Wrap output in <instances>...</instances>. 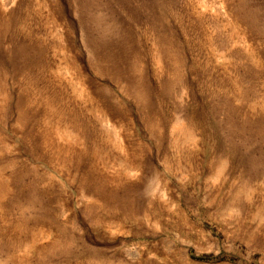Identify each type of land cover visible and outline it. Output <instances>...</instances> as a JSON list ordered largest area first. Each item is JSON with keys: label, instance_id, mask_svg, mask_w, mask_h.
Instances as JSON below:
<instances>
[{"label": "rangeland", "instance_id": "374dc122", "mask_svg": "<svg viewBox=\"0 0 264 264\" xmlns=\"http://www.w3.org/2000/svg\"><path fill=\"white\" fill-rule=\"evenodd\" d=\"M0 264H264V0H0Z\"/></svg>", "mask_w": 264, "mask_h": 264}]
</instances>
